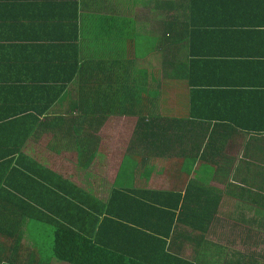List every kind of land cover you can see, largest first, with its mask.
I'll return each instance as SVG.
<instances>
[{
    "label": "crops",
    "instance_id": "0c3cea01",
    "mask_svg": "<svg viewBox=\"0 0 264 264\" xmlns=\"http://www.w3.org/2000/svg\"><path fill=\"white\" fill-rule=\"evenodd\" d=\"M143 116L176 120L169 139L227 137L225 155L205 153L206 141L141 152L131 141ZM0 188L25 261L53 248L56 225L36 219L53 212L123 247L117 226H102L120 189L140 191L132 203L176 191V214L213 212L201 240L206 223H175L181 237L166 249L181 260L261 264L232 240L237 218L243 238L264 233V0H0ZM11 243L0 237L2 251Z\"/></svg>",
    "mask_w": 264,
    "mask_h": 264
},
{
    "label": "trees",
    "instance_id": "16d2710c",
    "mask_svg": "<svg viewBox=\"0 0 264 264\" xmlns=\"http://www.w3.org/2000/svg\"><path fill=\"white\" fill-rule=\"evenodd\" d=\"M78 73L77 71L75 73L71 72L70 79L66 78L65 81L67 82L71 78L78 76ZM45 80L44 76V84L46 83ZM157 118L146 120V116H143L137 120L131 147L142 146L141 152L156 150L157 155H160L164 151L174 150L172 146L176 145V148L179 147V143H187V146L194 150L193 146H191L194 145L193 142H197L200 145V143L202 144L203 141H206L207 145L204 146L205 153L210 152L218 157L225 155L224 146L228 141L227 137L222 136L215 140H196L174 136L173 139H169L167 137V129L170 128L174 121H177H166V119L162 121L161 118ZM78 128L80 130V127ZM172 128L176 129L179 126ZM73 129H76V127ZM188 129H191L190 126H188ZM225 129H227V125H216V128H214V130L221 131ZM220 171L222 172V170ZM196 181L201 182L202 185V181L197 177ZM199 187L197 185V188ZM190 188L191 186L188 184L185 191L188 192ZM209 189L211 190L212 187H209ZM153 193L158 196H164L166 199L155 198L150 201L132 203L131 199L135 200L133 196L136 197L141 194L139 190L129 192V190L112 189L106 205L108 216L103 218L102 226H117L114 233L118 231L123 234L122 242H120L123 247L111 248L102 244V240L107 241V239H103L104 236L106 237L104 234L98 235L92 240L91 237H89L90 239L85 238L86 236H83V234L73 232L68 227L71 226L68 219L61 215L63 213L53 212L55 213V218L51 216L48 218V215H37L36 219H46L56 225L53 248L47 251V255H45V250H38L40 255H44V257L38 256V260H34L32 257L27 261L22 260L25 252L20 250L21 247H18L19 244L16 242L17 238H20L18 236L21 224L20 216L7 220L6 216L0 215V237H7L14 242L11 243L8 250L2 251L0 249V264H49L51 258L67 264H200L202 257L198 260L194 256L193 263L185 262L176 257V253L170 250L169 247L166 249V239H172L175 242L181 237L177 233L173 234L175 223L182 222V217L188 215L190 217L189 225L198 227L200 224V227H202L206 223L202 227L201 235H199L201 240L213 219V212L207 210V206L195 203L193 209L190 210L192 211L191 213L180 211L176 214V210L179 209L180 198L182 197L180 192L154 191ZM119 203H122L123 206ZM117 205L121 207L119 211L122 213L116 211ZM12 225L14 226V232L10 230ZM109 236L108 240L110 241ZM239 262L241 263V260H236V264H240ZM229 264H232V262L229 261ZM253 264H257V262L254 261Z\"/></svg>",
    "mask_w": 264,
    "mask_h": 264
},
{
    "label": "rangeland",
    "instance_id": "374dc122",
    "mask_svg": "<svg viewBox=\"0 0 264 264\" xmlns=\"http://www.w3.org/2000/svg\"><path fill=\"white\" fill-rule=\"evenodd\" d=\"M241 224L240 220L235 219V230H236V239H233L232 241H235V249L233 250L235 254H248L250 256H254L253 258H256L259 260L261 264L264 263V233H251V234H245L248 235V237H244V234L241 230ZM49 233V229H48ZM47 233L46 227L42 233V236L45 240L49 238V234ZM30 238H36L37 240H40V237H37L35 235H31ZM42 243V242H41ZM40 243H32V247L40 246ZM30 246V247H31ZM31 247V248H32ZM25 261V260H24Z\"/></svg>",
    "mask_w": 264,
    "mask_h": 264
}]
</instances>
